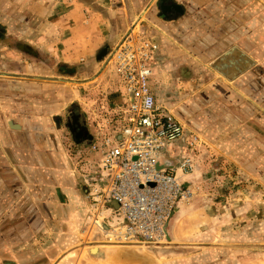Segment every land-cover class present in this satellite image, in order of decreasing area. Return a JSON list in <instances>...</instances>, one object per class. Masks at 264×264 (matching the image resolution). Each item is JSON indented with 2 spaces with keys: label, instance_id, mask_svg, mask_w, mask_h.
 Listing matches in <instances>:
<instances>
[{
  "label": "crops",
  "instance_id": "crops-1",
  "mask_svg": "<svg viewBox=\"0 0 264 264\" xmlns=\"http://www.w3.org/2000/svg\"><path fill=\"white\" fill-rule=\"evenodd\" d=\"M140 14V32L159 43V113L179 118L181 145L198 133L204 174L238 181L240 201L229 208L246 215L231 221L264 226V0H0V264H179L171 241H183L180 205L165 258L163 249L148 255L79 237L90 187L75 162L91 152L114 80L102 59ZM223 56L221 72L210 67ZM87 174L98 179L93 167ZM221 205L215 211L227 212Z\"/></svg>",
  "mask_w": 264,
  "mask_h": 264
},
{
  "label": "built area",
  "instance_id": "built-area-1",
  "mask_svg": "<svg viewBox=\"0 0 264 264\" xmlns=\"http://www.w3.org/2000/svg\"><path fill=\"white\" fill-rule=\"evenodd\" d=\"M141 15L106 54L103 66L114 72L111 96L117 102L105 113L108 119L98 126L91 145L88 162L98 179L91 182L83 175L90 187L89 229L113 244L166 243L168 222L189 195L182 177L194 174L204 162L193 153L199 136L188 135L192 149L181 145L183 124L172 110L159 113L151 91V62L158 44L140 32ZM164 153L178 156L176 168L164 165Z\"/></svg>",
  "mask_w": 264,
  "mask_h": 264
},
{
  "label": "rangeland",
  "instance_id": "rangeland-1",
  "mask_svg": "<svg viewBox=\"0 0 264 264\" xmlns=\"http://www.w3.org/2000/svg\"><path fill=\"white\" fill-rule=\"evenodd\" d=\"M144 17L145 14H142L140 17L141 20L139 19L138 21L140 24L143 22ZM153 41L158 44L159 49V43L154 39ZM108 51H106L102 59V69L105 71H108V69L104 68L103 64ZM152 63L153 57L151 62L153 76L154 69ZM97 84L98 81L95 82L96 86ZM98 91L99 89L96 91V94L100 93ZM112 93L113 90L110 93L109 98H105L103 101L104 103L109 104V106L112 105L111 108H113L117 102L116 99L111 96ZM159 94L164 98V100L162 98L160 103L165 105V100L169 99L167 98L168 95L166 96V93L164 94L162 91H159ZM106 119H108L106 114L105 116H100L97 126L102 125L103 123L105 124ZM192 134L198 135V133H191L190 135ZM187 140H189L188 136L184 145H187L188 148L192 149V147H189ZM179 146L181 147V145ZM203 147L204 142L200 138L199 147H193V153L195 157L198 156L204 161L206 157ZM182 148L183 147H181V149ZM86 152L80 157V159L83 160L77 159V162H75L77 172L82 177L83 181V175L89 173L92 168V163L90 164L88 162L93 158L92 150L90 152L89 149H87ZM164 156H166V159L172 157L168 153H164L162 158ZM162 162L164 163V161ZM205 164L204 161L194 174L184 175L182 177L184 180V187L189 190V195L186 198H182L178 204L180 205L178 213H181V216L178 214L179 219H176V222L181 223L182 229L180 235H182L181 239H183V241H171V243H175L174 245L177 247L173 250L180 254L176 261L179 264H264V226L261 223V219L256 218L255 220H258L259 222L254 221V224L253 221H250L247 224L246 220L231 221V218L243 219L246 215V212L243 210H241L242 212L237 213L238 209H233L231 211L229 208L231 204H236L240 201L238 200V192H236V188L238 189L239 186L238 181L233 179L220 181L213 175L212 170H210V174H204V170L202 169L205 167ZM164 165L169 167V165L165 163ZM220 202H223V205L221 206L227 209V212L224 211V213H218L215 211L217 207H220ZM224 215H227L228 219H224ZM87 217L88 213L82 223L79 237L88 245L103 246L105 248L126 246L128 248L142 251V253L148 255L152 254L154 251L156 252L158 249H163L161 252L159 251V254L162 258L167 256V251H164L165 248H162L161 246L168 245V240L166 243L159 245L113 244L104 242L97 235L95 230L91 231V229H89ZM174 225L175 224H173V226ZM146 257L149 259V256ZM157 258H159L158 255ZM148 259L146 262L150 263ZM169 262L173 261H168V263Z\"/></svg>",
  "mask_w": 264,
  "mask_h": 264
},
{
  "label": "water",
  "instance_id": "water-1",
  "mask_svg": "<svg viewBox=\"0 0 264 264\" xmlns=\"http://www.w3.org/2000/svg\"><path fill=\"white\" fill-rule=\"evenodd\" d=\"M223 58H224V56L221 57V58L218 59V60H213V61L210 63V67H212L213 69H217L218 71L221 72V70L219 69V62H220ZM248 64H249V62H248ZM248 64H247V67H246V65H245V66H243L242 68L237 69V70L234 71L233 73H230V74H225V73H224V76H226V77L229 78V79H232V77H234V76H236V75H238V74H241V73L245 72L246 69L250 66V65H248Z\"/></svg>",
  "mask_w": 264,
  "mask_h": 264
}]
</instances>
